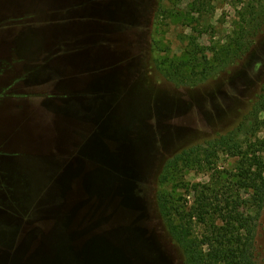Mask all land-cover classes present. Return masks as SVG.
Masks as SVG:
<instances>
[{
	"label": "rangeland",
	"instance_id": "obj_1",
	"mask_svg": "<svg viewBox=\"0 0 264 264\" xmlns=\"http://www.w3.org/2000/svg\"><path fill=\"white\" fill-rule=\"evenodd\" d=\"M94 8L92 33L82 32L90 19L68 18L70 12L85 15ZM58 10L68 19L64 51L47 39L58 24L50 18L61 17ZM248 13L247 0H0V264H35L43 258L53 264L57 253L72 264L71 249L96 237L117 245L116 235L135 256L134 264H183L155 204L158 191L179 184L160 187L159 168L174 152L232 127L264 82V38L230 75L193 90L161 80L154 61L183 57L193 41L206 49L224 43ZM88 50L91 56L115 58L113 81L107 65L91 64L92 79H106L98 92L77 89L83 75H90L87 66L80 75L60 65V58ZM209 59L206 50L202 60ZM72 114L70 124L56 122ZM58 130L59 140L51 141ZM257 137L264 140V129ZM116 140L124 146L114 156L126 160V168L131 159L134 166L127 178L116 171L125 179L121 196L129 206L97 207L86 191L102 189L105 171L119 161L102 162L96 151L102 144L113 152ZM255 150L264 162V146ZM76 162L81 171L65 188L59 184L62 174ZM241 162L223 153L212 165L183 173L184 183L211 198L216 208L211 220L217 223L251 206L250 191L236 183ZM186 199L190 204L195 197ZM255 245L264 263V206Z\"/></svg>",
	"mask_w": 264,
	"mask_h": 264
},
{
	"label": "trees",
	"instance_id": "obj_2",
	"mask_svg": "<svg viewBox=\"0 0 264 264\" xmlns=\"http://www.w3.org/2000/svg\"><path fill=\"white\" fill-rule=\"evenodd\" d=\"M247 9L248 16L236 22L224 43L206 49L193 41L183 57L154 61L161 80L176 89L193 90L218 83L230 75L254 51L259 39L264 38V0H247ZM206 50L210 59L204 62L202 56ZM263 129L264 82L247 103V108L239 111L231 128L162 160L157 184L163 188L177 181L179 185L170 192L158 191L155 204L164 230L179 249L183 264H264L258 261L255 253L258 220L264 206V162L255 155V147L264 146V140L257 137ZM223 153L242 160L236 183L241 190L250 191L251 206L249 211L235 209L217 223L211 220L216 211L211 198L200 193L196 186L184 183L183 173L210 166ZM119 163L123 167L122 161ZM119 171L120 178L131 174ZM109 178L118 186H125V179L121 180L117 173L104 177L102 185ZM93 191L89 198L96 202L103 199L102 189ZM190 196L195 199L189 204L186 198Z\"/></svg>",
	"mask_w": 264,
	"mask_h": 264
},
{
	"label": "water",
	"instance_id": "obj_3",
	"mask_svg": "<svg viewBox=\"0 0 264 264\" xmlns=\"http://www.w3.org/2000/svg\"><path fill=\"white\" fill-rule=\"evenodd\" d=\"M94 10L97 13V9L94 8ZM88 42L90 43V40H88ZM90 50L83 52L80 55H79V53H73V54H71V56H67V57L64 56L62 59L65 60L67 62L66 64L71 66L75 71H82L83 70L82 68L84 65L87 66V69L85 71H90L92 69L91 64L94 63V62H92V57L98 55V54H93L91 56ZM95 80H94V82H95ZM83 81L87 82L86 79ZM77 82H79V81H77ZM73 83H75V82H71V86L73 85ZM105 85H106V79L103 78L101 81L99 78L95 82L96 91L97 92L100 91L101 89H103L105 87ZM72 88H74V87L72 86ZM74 116H75L74 114L70 115V117L68 118L69 123H71V121H74V118H75ZM114 145H116V148ZM118 146L121 150L123 148L124 144H122L118 140H116L115 143L113 144L114 150H113V152H111V150L107 151V149H104L102 144H101V149H98L96 151V157L105 163L109 159H115L116 158L118 160V158L114 156L115 150L118 148ZM118 161H122V159H119ZM105 163H104V165H105ZM122 163H123L122 166L127 170V171L124 170L125 172H127V173L132 172V169H134V166L132 167V165H133L132 159L130 161L129 168L125 167L126 166V160L122 161ZM119 165L120 164L118 162V166L116 168L115 167H113L112 169L109 168L108 171H105V173H104V175H106L105 177L114 176V173H116V171L118 172L121 169V167ZM79 166H80V163L76 162L73 166L66 168V170H64V174H62L63 176H62L59 184H61L63 187H65V185L68 184L71 179H73L72 177L81 171V168ZM122 174H124V176H125V173H122ZM88 175L90 177V174H88ZM116 186L118 188H116ZM91 191H92V189L89 191H86V193L89 195V193H91ZM122 192L126 193V187L125 186L124 187L118 186L115 183L114 179L112 180L111 178H109V180H107L103 183V188L101 191V194L103 195V199H101L99 201V203H96L97 207L98 206L99 207H101V206L102 207H105V206L109 207L112 205V202H115L113 204L114 206L116 204H120L123 206H129L128 205L129 202L127 201L128 198H126L125 195L121 196V194H123ZM102 201H105V202H102ZM115 237L119 240V244H117V245H115L111 240L109 242L107 237L106 238L96 237L94 239L95 240L94 242H90L89 244H83V246L78 247L77 249H71V252H70L71 255L69 257L71 260V263L75 264V262L77 261V263H79V264H134V259H135L134 257L135 256L132 255L129 247L125 243H123L122 240H120V238L117 235ZM50 250H51V248H50ZM56 256L57 257H55L56 259L53 261V264H68L67 262H65V256L62 253H57ZM35 264H52V263H50L48 260L44 261V258H43L41 261H38Z\"/></svg>",
	"mask_w": 264,
	"mask_h": 264
},
{
	"label": "flooded vegetation",
	"instance_id": "obj_4",
	"mask_svg": "<svg viewBox=\"0 0 264 264\" xmlns=\"http://www.w3.org/2000/svg\"><path fill=\"white\" fill-rule=\"evenodd\" d=\"M74 6L75 7H80L79 5H77V4H74ZM49 12H50V10H49ZM53 12H55V11H53ZM58 12V14L60 15V13H61V11L60 10H58L57 11ZM72 12H70V15L68 16V18H71L72 20L73 19H76L77 17H81V18H88V19H90L91 21H89L88 23L87 22H85V23H83V25H82V32H84V33H92V29H91V27H90V24H91V22H92V18H94L95 17V14H98V13H95V12H93V10H91V11H88L85 15L83 14V15H81V14H78V13H75V14H71ZM103 15V16H102ZM52 16V15H51ZM61 16V15H60ZM94 16V17H93ZM101 18H105L106 19V17H105V15L104 14H101ZM49 17H50V15H49ZM51 20H58V24H56L54 27V29L52 30H48V32L50 33V37H47V39H49L48 40V44H49V46L51 47V45H52V47L54 46V45H56V43H58L57 45L58 46H60V47H58V49H56V50H60V49H62L61 48V46L63 47V51H64V49L66 48V46H67V42H66V39H65V36H66V23H67V18L66 17H63V16H61L60 18H57V17H51L50 18ZM108 25H110V24H108ZM72 26V25H71ZM105 28V27H104ZM104 28L102 27V32H104V31H107V30H104ZM48 33V34H49ZM78 34V33H77ZM88 37H91V35L90 34H88ZM58 39V41H56ZM49 48V47H48ZM61 51V50H60ZM59 57V56H58ZM56 58V57H55ZM47 59V58H46ZM61 59V62H60V65L63 67V71H66L67 70V66H69L68 64H66L67 62L65 61V60H63L62 58H60ZM115 59V58H114ZM112 57H109V58H106V59H104L103 58V56H101V53H98V55L97 56H94V57H92V62H94V63H97V64H99L101 67H103V66H106L107 65V71H108V74H107V77H108V79H111V81H113V79L115 78V73H114V71H113V68H111V65L114 63V60ZM3 59H1L0 58V67H1V69H2V66L4 65L3 64ZM10 65V64H9ZM71 69H73L72 67H70ZM7 69V68H6ZM110 70V71H109ZM61 71V70H60ZM92 72H93V70H90L89 71V74L90 75H87V76H84L83 75V71H77L76 72V74H80V75H83V78L84 79H86L87 80V82L85 81H83L82 80V86L80 87V89L81 88H83V89H93V90H95L96 91V89H95V82H94V80L92 79ZM61 74H62V71H61ZM79 79V78H78ZM103 79V78H102ZM102 79H100L101 81H102ZM88 80H90V81H88ZM81 81V80H80ZM62 92H64L63 90H59V93H62ZM73 124H76L75 122H72ZM143 262H144V264H149L146 260H143ZM147 262V263H146Z\"/></svg>",
	"mask_w": 264,
	"mask_h": 264
},
{
	"label": "crops",
	"instance_id": "obj_5",
	"mask_svg": "<svg viewBox=\"0 0 264 264\" xmlns=\"http://www.w3.org/2000/svg\"><path fill=\"white\" fill-rule=\"evenodd\" d=\"M80 87H81V86H78L77 89H80ZM86 90H87V89H86ZM65 116H66V115H65ZM65 116H62V118L56 120V122L61 120L60 122H62L63 124H70L69 121H68V117H65ZM69 117H70V116H69ZM55 135H56L55 137L53 136L54 139H51V138H50L51 141H57V140H59V139L57 138L58 135H59V130L57 131V134H55ZM64 140H65V139H64ZM62 141H63V140H62ZM56 143H57V142H56ZM62 144H63V142H62ZM56 146H57V145H56ZM60 146H61V145H59V148H58V151H59V152L61 151Z\"/></svg>",
	"mask_w": 264,
	"mask_h": 264
}]
</instances>
